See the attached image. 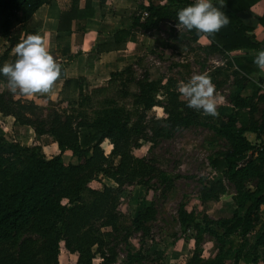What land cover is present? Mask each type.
<instances>
[{
  "label": "trees",
  "instance_id": "16d2710c",
  "mask_svg": "<svg viewBox=\"0 0 264 264\" xmlns=\"http://www.w3.org/2000/svg\"><path fill=\"white\" fill-rule=\"evenodd\" d=\"M49 1L0 0V37L5 39L0 49V67L16 59L15 55L9 56L20 37L19 32H11L12 20L18 13H21L19 21L30 20L36 9ZM147 1L138 3L129 24L116 27L110 40L96 42V51L124 48L131 31L147 32L163 21L175 22L178 11L194 2ZM256 1L212 0L217 7L224 5L221 10L230 23L214 38H209L212 39L209 48L220 53L241 48L264 49V39L257 40L237 15ZM93 15L91 0H85L82 8L78 7V0H72L70 7L60 13L57 30H69L73 19L81 25ZM259 18L264 22V14ZM192 31V38L196 39L199 35ZM254 56L235 59V72L249 73L256 69ZM130 68L126 66L113 71L106 84L85 92L81 77L65 76L62 66L61 90L72 89L75 98L66 99L70 109H55L47 118L24 115L21 109L31 108L32 102L26 104L0 89V112L12 115L20 124L30 125L37 134H50L59 149L56 154L46 157L35 145L0 142V264H58L61 241L68 251L76 253L75 264H93L96 252L101 257L99 264L112 263L116 259L114 243L105 247L104 241L107 236L113 241L119 233L118 203L123 187L137 183L149 190L151 185L156 188L160 185L163 193L171 187V177L157 166L154 157L138 156L133 150L144 140L150 142L148 151H151L158 138L168 137L175 129L197 123L196 110L187 106L171 78L162 82L161 78L142 76L129 78L133 79L131 81L122 77ZM116 81L120 83L118 86ZM0 82L7 83L2 74ZM129 82L134 84V91L129 90ZM108 88L111 89L105 91ZM159 92L163 93L160 101L157 100ZM127 96L131 97L130 105L121 101ZM257 99L264 101V95ZM231 101L237 108L253 107V96L234 95ZM87 104L92 105L90 109ZM157 104L164 116H149L148 110ZM253 111L251 109L249 114L231 111L222 115L218 124H209L228 143L225 150L209 158V163L233 184L235 207L231 216L214 218L201 213L198 218L193 210L179 204L180 227L183 231H194L190 236L193 239L191 255L181 264H211V260L202 254L203 233L220 241L222 237L227 238L232 246L236 245L234 259H243L247 264L257 262L253 249L256 245L264 247V232L253 245L248 244L247 235L259 224L260 206L264 204V111L258 120L253 119ZM247 130L257 133L258 144L246 138ZM104 140L111 144L108 154L102 147ZM66 150L75 161L63 160L62 153ZM102 176L110 178L115 185L89 186L90 181ZM248 182L252 186H247ZM225 192L220 179L210 180L199 189L200 198L208 200H217ZM156 213L153 203H143L142 209L131 218L130 225L124 228L122 238L127 240L130 228L140 231L143 236L148 235L149 222L155 219ZM234 233L240 237L239 243L234 242ZM137 257L138 252L127 254L129 261Z\"/></svg>",
  "mask_w": 264,
  "mask_h": 264
},
{
  "label": "rangeland",
  "instance_id": "374dc122",
  "mask_svg": "<svg viewBox=\"0 0 264 264\" xmlns=\"http://www.w3.org/2000/svg\"><path fill=\"white\" fill-rule=\"evenodd\" d=\"M129 10L132 12L133 9ZM136 10L131 14L133 15ZM132 15L129 17H132ZM20 16L19 13L17 18L12 20L11 28L12 33L19 32V42L24 39L21 35L24 33V29L26 30V26L21 27L18 25L21 19ZM96 18L97 20H104L99 16ZM113 19L115 18H107L105 21L107 26L101 28L103 31L99 33L98 41L107 40ZM129 19L131 20V18ZM95 23L99 24L97 21H89L87 26H94ZM177 23L178 20L175 22L166 20L152 31L140 34L138 37L132 34L127 42L128 48L132 49L125 61L128 63L115 71L131 66L130 71L123 74V78L132 81L134 78L148 76V78H161L162 82H165L167 78H171L176 86L178 82H187L192 75L200 74L208 63L204 61L200 49H197L195 43L191 42L193 41L194 31H188L183 27L178 29ZM30 24L33 23L30 22ZM61 41L65 42L64 39L60 38L59 42ZM4 42L5 39L3 38L0 49H2ZM57 50L59 51V49ZM9 54V56H12L11 53ZM51 54L56 58V55ZM212 70L214 68H211ZM103 75L85 82L84 85L82 84L83 90L88 92L92 88L106 84L110 74L105 80L102 79ZM101 80L103 81L101 82ZM115 84L118 86L120 83L116 81ZM229 85L226 83L219 86L223 88L222 93L225 95L226 100L231 97L232 90ZM128 86L130 91L135 90L132 82H129ZM0 89L7 91L14 98L21 99L26 104L32 102L31 108L21 109L24 115L30 117L47 118L55 109L59 111L63 108L70 109L66 99L69 101L75 98L72 89L61 90V88L58 91L53 89L47 95L33 97L13 94L5 82H0ZM109 89L111 88L105 91ZM162 99L163 93L159 92L157 100ZM121 101L126 105H130L131 97L127 96ZM91 106V104H87L88 109ZM147 113L149 116H164V112L158 104L152 106ZM218 113L217 117H212L202 115L200 111L196 110L197 123L187 128L175 129L168 137L158 138L151 151H148L150 142L144 140L139 148H134L133 153L135 155L154 157L157 166L171 177L172 185L165 193L161 191L160 185L157 188L156 185H151L149 190H146L144 185L137 183L123 187L118 203V211L120 212L119 233L113 241L110 236L105 237L104 241L105 247L111 242L114 243L116 251L115 261L109 264H177L183 261L185 257H189L193 249V239L190 236L194 234V231H183L180 227L177 218L179 204H184L187 210H193L198 218L201 217V213L209 214L214 218L231 216L235 207L231 199V193L234 192L233 184L221 172L215 171L209 163L210 157L228 147L227 141L209 127V124L219 122L221 113L220 111ZM0 142H19L22 145H35L40 148L46 157H50L59 151L50 134H37L30 125L20 124L15 121L12 115H4L1 112ZM102 147L104 152L108 154L111 144L108 140H104ZM62 158L65 162L75 161V157L70 154V151H64ZM215 179H220L225 186L226 192L220 195L222 199L218 198L209 202L200 198V186ZM103 184L115 185L110 178L102 176L90 181L89 186L101 188ZM251 184V182H248L247 186L250 187ZM64 201L66 202V200ZM143 203H153L157 209L155 219L149 222L148 235L143 236L140 231L130 228L127 240L123 239L121 235L124 233V228L130 225L131 218L142 209ZM260 214L259 224L247 235L248 244L253 245L257 237L264 232V207L260 206ZM95 224H98V222ZM232 236L234 242L239 243L240 237L238 234L234 233ZM223 238L220 241L208 233H203L201 239L203 257L211 260V264H238L233 254L236 245L232 246L227 238ZM263 248L256 245L253 249V254L258 257L257 261L260 264H263L260 262L261 257H259L263 252ZM93 250L96 251V246L93 247ZM131 252H138V257L129 261L127 254ZM76 256V253L65 248L63 241L60 242L58 264H75ZM100 261L101 257L96 252L93 264H99ZM241 264H243L242 261Z\"/></svg>",
  "mask_w": 264,
  "mask_h": 264
},
{
  "label": "crops",
  "instance_id": "0c3cea01",
  "mask_svg": "<svg viewBox=\"0 0 264 264\" xmlns=\"http://www.w3.org/2000/svg\"><path fill=\"white\" fill-rule=\"evenodd\" d=\"M71 1L72 0H50L49 2L40 5L33 13V17L30 20L24 22L19 21L18 25L21 27L26 26V30L24 29V33L21 36L26 38L29 34L42 35L48 44L50 53L56 55V60L64 67L65 76L81 77L80 81L83 85L85 82H89L91 79H95L96 77L98 78L104 73L105 74L102 79L105 80L110 72L115 71L116 69H121L126 63H128L125 61L128 59L129 53L132 49L128 48L127 42L132 34H135L138 37V35H142L145 32L133 30L126 38L124 48L98 52L95 49V43L98 41L100 36L99 33L103 31L101 28L107 26V24H105L107 18H115L113 19V22H111V31L107 30L108 37L106 39L110 40L112 38L111 34L116 27L126 26L129 24V18H131L129 16H131V13L136 10L137 3H147L148 1L91 0V5L94 8V15L87 17L84 22H81V25L78 23L76 24L75 19H73L71 21L70 29L60 32L57 30L60 13L70 7ZM84 3L85 0H78V7L82 8ZM129 9H133L132 12ZM263 14L264 0H257L250 7L237 13L239 19L245 25L249 26V32L252 33L257 40L264 39V22H262L259 18L263 16ZM98 16L104 18V20H97L96 17ZM89 21H97L99 24L95 23L94 26H87ZM30 22L33 24H30ZM31 31L34 33H31ZM60 38H62V40L64 39L65 42H59ZM208 39L209 38H206L203 35H199L196 39H192L193 41L191 42L195 43V47L197 49H200L199 51L203 54L204 61L208 63L201 73L207 72L211 76V79L216 86L217 93L223 97V100L219 103L217 110L220 111L222 116L236 110L242 114H249L250 110L253 109V119L258 120L261 112L264 111V101L258 100L257 98L259 95H264V87L258 86L257 83L254 82L253 78L258 77L260 84L264 85V74H260V70L257 67L256 69H252L249 73H245L243 71H238L237 73L235 72L236 66L234 62V60L239 57L255 55L258 51L241 48L233 49L226 53H220L216 49L212 50L209 48L210 44L208 43ZM2 42L3 38L0 37V45ZM16 44L10 51L11 55H15L13 50ZM63 48H65L64 52L62 51ZM57 49H59V51ZM248 66L252 67V65ZM211 68H214V70L211 71ZM91 71L95 72L92 73ZM103 80H101V82ZM226 83L230 84L229 87L232 90L231 96H253V107L251 106V108H249V106H244L237 108L233 106L231 97L226 100L225 95L222 93L223 88L219 87ZM62 84L63 78H60L54 89H56V91L60 90L62 88ZM218 123L219 122L216 124ZM244 134L251 143L257 142V140L260 139L257 133L252 130H247ZM219 199L221 200L222 196H219ZM205 200L209 202L212 201L211 199ZM220 204H222V202H220ZM261 207H264V204H262ZM258 246L263 248L261 245ZM262 251L263 252L259 256L261 257V260H259L264 264V248ZM187 258L188 257H185L183 261L177 264L183 263L187 260ZM241 261L243 264H247L243 259H238L237 263L241 264ZM255 264L260 263L257 261Z\"/></svg>",
  "mask_w": 264,
  "mask_h": 264
},
{
  "label": "clouds",
  "instance_id": "9594fccd",
  "mask_svg": "<svg viewBox=\"0 0 264 264\" xmlns=\"http://www.w3.org/2000/svg\"><path fill=\"white\" fill-rule=\"evenodd\" d=\"M223 6H215L212 0H194L178 11L177 27L214 38L230 23L229 17L221 10ZM208 43H212V39H208ZM13 51L15 61L0 67V74L6 78L8 89L13 94L25 97L51 93L62 76V65L50 53L45 38L40 34H29L16 44ZM253 63L260 74H264V49L255 54ZM253 79L258 86L264 87L258 77ZM177 90L189 108L205 116L219 115L217 108L223 97L217 93L207 72L194 74L187 82H178Z\"/></svg>",
  "mask_w": 264,
  "mask_h": 264
},
{
  "label": "built area",
  "instance_id": "2783aa9c",
  "mask_svg": "<svg viewBox=\"0 0 264 264\" xmlns=\"http://www.w3.org/2000/svg\"><path fill=\"white\" fill-rule=\"evenodd\" d=\"M145 13V12H144ZM260 142V139L259 140H257V142H254L255 144H258Z\"/></svg>",
  "mask_w": 264,
  "mask_h": 264
}]
</instances>
